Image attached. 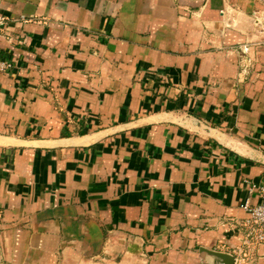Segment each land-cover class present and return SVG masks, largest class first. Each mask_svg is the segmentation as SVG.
<instances>
[{
    "label": "crops",
    "instance_id": "1",
    "mask_svg": "<svg viewBox=\"0 0 264 264\" xmlns=\"http://www.w3.org/2000/svg\"><path fill=\"white\" fill-rule=\"evenodd\" d=\"M0 17V264L245 256L264 0H0Z\"/></svg>",
    "mask_w": 264,
    "mask_h": 264
},
{
    "label": "built area",
    "instance_id": "2",
    "mask_svg": "<svg viewBox=\"0 0 264 264\" xmlns=\"http://www.w3.org/2000/svg\"><path fill=\"white\" fill-rule=\"evenodd\" d=\"M9 20L0 17V29L8 25ZM12 68V63L8 59H0V75L8 73ZM249 197L256 195L259 203L253 207L243 206L249 213V218L245 221V233L242 250L245 256L237 259L236 264H244L243 259L247 253L254 255L255 249L264 246V186L256 187L253 184L247 190ZM2 215L0 213V224ZM1 226V225H0Z\"/></svg>",
    "mask_w": 264,
    "mask_h": 264
},
{
    "label": "water",
    "instance_id": "3",
    "mask_svg": "<svg viewBox=\"0 0 264 264\" xmlns=\"http://www.w3.org/2000/svg\"><path fill=\"white\" fill-rule=\"evenodd\" d=\"M209 254H211L213 257H216L219 260H223V264H235V259L231 255L224 253H217V252H211Z\"/></svg>",
    "mask_w": 264,
    "mask_h": 264
}]
</instances>
